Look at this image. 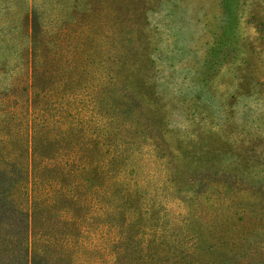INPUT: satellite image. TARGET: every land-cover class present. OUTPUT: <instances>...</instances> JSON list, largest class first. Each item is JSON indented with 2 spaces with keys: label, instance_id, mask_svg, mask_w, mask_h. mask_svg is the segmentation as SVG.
I'll use <instances>...</instances> for the list:
<instances>
[{
  "label": "rangeland",
  "instance_id": "obj_1",
  "mask_svg": "<svg viewBox=\"0 0 264 264\" xmlns=\"http://www.w3.org/2000/svg\"><path fill=\"white\" fill-rule=\"evenodd\" d=\"M11 8L25 17L26 8ZM30 8L49 33L57 104L35 121L48 138L57 130L68 154L76 140L78 154L111 158L114 194L129 181L132 208H146L155 225L145 218L136 238L188 220L199 238L189 264H215L264 236V0H31ZM218 43L224 64L215 67ZM211 210L235 222L228 234L244 237L240 247L209 245L211 228L197 218Z\"/></svg>",
  "mask_w": 264,
  "mask_h": 264
},
{
  "label": "trees",
  "instance_id": "obj_2",
  "mask_svg": "<svg viewBox=\"0 0 264 264\" xmlns=\"http://www.w3.org/2000/svg\"><path fill=\"white\" fill-rule=\"evenodd\" d=\"M30 1L0 0V264H189L199 238L188 220L136 238L145 218L147 229L155 225L146 208H132L129 181L120 180L114 194L111 158L78 154L76 140L68 154L57 130L48 138L37 125L56 100L45 64L49 33ZM16 5L26 8L25 17L11 10ZM216 48L210 65L219 67L224 51ZM84 146L96 149L93 141ZM197 220L211 228L209 245L240 247L244 237L228 234L235 222L220 211ZM176 227L183 236L173 233ZM247 239L245 252L215 264H264V236Z\"/></svg>",
  "mask_w": 264,
  "mask_h": 264
}]
</instances>
